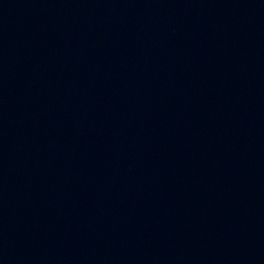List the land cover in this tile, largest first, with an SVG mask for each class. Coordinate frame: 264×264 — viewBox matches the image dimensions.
<instances>
[{
	"label": "water",
	"instance_id": "95a60500",
	"mask_svg": "<svg viewBox=\"0 0 264 264\" xmlns=\"http://www.w3.org/2000/svg\"><path fill=\"white\" fill-rule=\"evenodd\" d=\"M0 264H264V0H0Z\"/></svg>",
	"mask_w": 264,
	"mask_h": 264
}]
</instances>
